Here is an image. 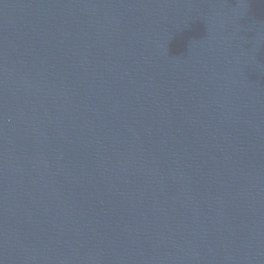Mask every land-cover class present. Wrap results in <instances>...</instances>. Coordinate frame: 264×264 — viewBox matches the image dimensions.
I'll use <instances>...</instances> for the list:
<instances>
[{
  "label": "water",
  "instance_id": "95a60500",
  "mask_svg": "<svg viewBox=\"0 0 264 264\" xmlns=\"http://www.w3.org/2000/svg\"><path fill=\"white\" fill-rule=\"evenodd\" d=\"M0 264H264V0H0Z\"/></svg>",
  "mask_w": 264,
  "mask_h": 264
}]
</instances>
